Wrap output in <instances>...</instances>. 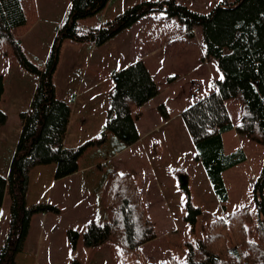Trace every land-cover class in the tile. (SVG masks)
Wrapping results in <instances>:
<instances>
[{
	"label": "rangeland",
	"instance_id": "1",
	"mask_svg": "<svg viewBox=\"0 0 264 264\" xmlns=\"http://www.w3.org/2000/svg\"><path fill=\"white\" fill-rule=\"evenodd\" d=\"M139 1L109 0L98 13L78 20V29L83 33L98 27ZM176 1L207 13L221 0ZM70 5V0H35V20L17 34L26 56L40 68L50 55ZM121 32L102 45L70 38L61 41L53 80L57 97L71 106L64 146L83 145L78 163L80 168L90 165L74 177L56 179L54 173L48 174L44 179H49L48 191L33 189L27 195L28 204L50 202L58 210L31 216L23 250L16 255L17 264H123L126 258L110 240L93 246L83 240L90 220L102 224L107 219L102 201L113 169L131 173L148 204L157 236L140 246L142 264L160 263L170 257L184 261L187 243L201 237L203 223L245 205L255 211L253 183L264 163V145L237 130L242 119L240 101L225 100L233 124L223 135L225 151L241 147L246 153L244 162L223 174L229 195L226 202L215 194L180 114L216 90L214 82L223 77L217 58L205 55L200 27L189 36L177 16L156 11ZM138 59L149 67L159 93L152 106L146 103L134 110L139 114L136 121L141 141L121 149L120 138L105 126L115 90L113 75ZM1 76L5 90L0 108L8 117L0 128V174L7 176L22 128L20 112L30 108L37 76L21 65L14 51L5 52L0 46ZM89 86L91 90L80 93ZM74 93L81 94L75 101ZM160 105L165 106L168 116ZM190 206L198 209L195 221L189 216ZM9 220L10 196L6 191L0 205V247ZM249 229L250 238L257 239L254 228ZM71 230L78 231L76 238Z\"/></svg>",
	"mask_w": 264,
	"mask_h": 264
},
{
	"label": "trees",
	"instance_id": "2",
	"mask_svg": "<svg viewBox=\"0 0 264 264\" xmlns=\"http://www.w3.org/2000/svg\"><path fill=\"white\" fill-rule=\"evenodd\" d=\"M108 2L70 0L68 15L58 29L44 67L40 68L26 56L17 37L35 20V0H0V46L5 52L14 51L21 65L37 76L30 108L20 112L22 128L10 171L7 176L0 174V205L6 191L10 196L9 227L0 247V264H17L16 255L23 250L34 213L58 210L50 202L27 203L32 168L55 163L56 179L79 168L84 146H64L71 106L57 97L53 80L64 38L102 45L142 16L156 11L177 16L189 36L200 27L205 55L217 58L223 78L214 82L216 90L183 109L181 115L194 140L196 155L221 202L229 198L224 172L246 160L241 147L225 151L223 135L233 128L226 99L236 98L241 103L242 119L237 130L264 145V0H221L207 13L176 0H142L98 27L80 33L78 20L98 13ZM113 77L115 90L105 126L127 147L140 139L136 125L139 114H134V110L157 96L159 86L142 59L115 71ZM4 90L1 76L0 99ZM160 108L168 116L165 106ZM7 117L0 108V127ZM109 179V190L102 201L107 219L102 224L96 220L87 223L84 243L93 246L110 240L126 258L123 264H142L140 246L157 236L148 204L131 173L113 169ZM253 203L254 212L245 205L203 223L201 237L195 243H187L184 261L170 257L155 264H264V163L253 183ZM197 212L196 207L190 206L192 221ZM250 226L257 239L250 238ZM71 231L76 238L78 231Z\"/></svg>",
	"mask_w": 264,
	"mask_h": 264
},
{
	"label": "crops",
	"instance_id": "3",
	"mask_svg": "<svg viewBox=\"0 0 264 264\" xmlns=\"http://www.w3.org/2000/svg\"><path fill=\"white\" fill-rule=\"evenodd\" d=\"M131 27V26H130ZM123 32V31H122ZM121 32V33H122ZM155 51V50H154ZM154 51H152V52H154ZM148 67V66H147ZM148 69H149V67H148ZM150 71V70H149ZM92 89V87H88L87 89H85V90H83L82 92L80 91V93H84V92H86V91H89V90H91ZM79 96H81V94H77V93H74L73 94V100L75 101L76 100V97H79ZM157 96H155L154 98H152L147 104H149V105H151V102L156 98ZM152 106V105H151ZM183 110V109H182ZM182 110L180 111V114H181V112H182ZM169 114V113H168ZM73 115V114H72ZM169 118H170V115H169ZM7 122V121H6ZM5 125V124H4ZM136 125H137V121H136ZM3 126V125H2ZM1 128V127H0ZM138 128V127H137ZM142 135L140 134V139L138 140V141H141V139H142ZM137 141V142H138ZM136 143V142H135ZM124 148H126V147H124V146H122V148L121 149H124ZM120 149V150H121ZM54 163H49V164H39V165H35L33 168H32V170H31V173H30V179H29V187H28V194L27 195H29L30 193H31V190H35V189H40V190H43V191H48V189H49V184H48V181H49V179H48V181H46V180H44L45 178H46V176L48 175V174H50V176L51 175H53V173L54 172H50V170H54L55 168V164L53 165ZM47 165H50V167H51V165H52V168H48L47 167ZM89 165L90 164H88V165H84L82 168H80V165H79V168H78V171H76L75 173H72V174H70V175H72V177H74L75 175H78L79 174V172H80V170H82V169H86V168H88L89 167ZM8 175V174H7ZM45 175V176H44ZM70 175H68V176H70ZM66 178V177H65ZM45 181V182H44ZM44 182V183H43Z\"/></svg>",
	"mask_w": 264,
	"mask_h": 264
},
{
	"label": "snow or ice",
	"instance_id": "4",
	"mask_svg": "<svg viewBox=\"0 0 264 264\" xmlns=\"http://www.w3.org/2000/svg\"><path fill=\"white\" fill-rule=\"evenodd\" d=\"M223 77H221V79H222Z\"/></svg>",
	"mask_w": 264,
	"mask_h": 264
}]
</instances>
